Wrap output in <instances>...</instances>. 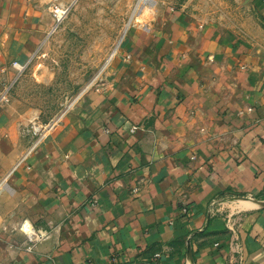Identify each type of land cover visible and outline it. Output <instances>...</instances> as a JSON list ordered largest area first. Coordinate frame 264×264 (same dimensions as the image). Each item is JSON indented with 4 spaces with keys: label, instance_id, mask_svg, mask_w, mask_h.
Instances as JSON below:
<instances>
[{
    "label": "crops",
    "instance_id": "0c3cea01",
    "mask_svg": "<svg viewBox=\"0 0 264 264\" xmlns=\"http://www.w3.org/2000/svg\"><path fill=\"white\" fill-rule=\"evenodd\" d=\"M256 5L235 23L208 1L156 4L142 45L34 145L50 121L19 99L13 63L58 27L53 0H0V264H264ZM25 220L48 234L31 250Z\"/></svg>",
    "mask_w": 264,
    "mask_h": 264
},
{
    "label": "rangeland",
    "instance_id": "374dc122",
    "mask_svg": "<svg viewBox=\"0 0 264 264\" xmlns=\"http://www.w3.org/2000/svg\"><path fill=\"white\" fill-rule=\"evenodd\" d=\"M59 1L68 12L34 54L19 82V99L37 106L40 122L49 120V126L72 110L79 97L105 80L114 58L129 56L125 52H132L126 49L132 36L129 45H142L145 23L156 15V4L181 7L187 2L205 5L208 1L215 7L210 17L227 15L229 18L223 19L235 23L247 22L259 10L256 0ZM55 3L53 0V6Z\"/></svg>",
    "mask_w": 264,
    "mask_h": 264
},
{
    "label": "built area",
    "instance_id": "2783aa9c",
    "mask_svg": "<svg viewBox=\"0 0 264 264\" xmlns=\"http://www.w3.org/2000/svg\"><path fill=\"white\" fill-rule=\"evenodd\" d=\"M55 4L53 6V18L55 19L56 23L59 24L62 22V20L65 18L68 8L59 0H55ZM14 67H20L21 70L26 69L27 65H20L18 62L13 63ZM10 98V89L6 88L4 90L0 89V103L5 101H9ZM50 128V126H45V125H40L37 123L32 124V133L35 137H37L36 142L34 145H36L45 135L46 131ZM137 129L136 126L132 127V131H135ZM33 145V146H34ZM187 212V209L185 210ZM20 230L22 233L25 235L27 239V244L26 247L27 249L31 250L40 240L43 238L47 237V232L46 231H38L35 229L34 225L28 221L25 220L22 225Z\"/></svg>",
    "mask_w": 264,
    "mask_h": 264
}]
</instances>
